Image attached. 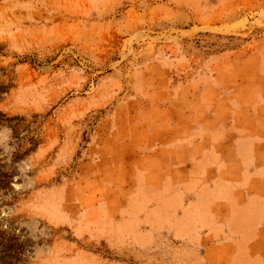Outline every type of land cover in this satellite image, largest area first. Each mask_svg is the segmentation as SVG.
Instances as JSON below:
<instances>
[{
    "label": "rangeland",
    "instance_id": "374dc122",
    "mask_svg": "<svg viewBox=\"0 0 264 264\" xmlns=\"http://www.w3.org/2000/svg\"><path fill=\"white\" fill-rule=\"evenodd\" d=\"M0 264H264V0H0Z\"/></svg>",
    "mask_w": 264,
    "mask_h": 264
}]
</instances>
